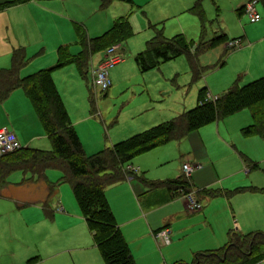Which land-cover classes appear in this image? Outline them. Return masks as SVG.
<instances>
[{"label":"rangeland","instance_id":"1","mask_svg":"<svg viewBox=\"0 0 264 264\" xmlns=\"http://www.w3.org/2000/svg\"><path fill=\"white\" fill-rule=\"evenodd\" d=\"M248 1L201 0L204 11V19L201 20L190 12L181 14V0L153 2L152 5L155 6L152 7V14L151 10L146 13L145 9L133 7L125 14V18L113 15L110 9H97L96 12L97 0H53L51 4L46 0H0V67L11 65L12 48L21 46L25 57L20 74L25 77L56 64L59 59L77 57L83 41L102 36L115 23L123 21L129 22L131 35L118 40L121 46H125L127 40L136 45L142 42L144 36L153 32L150 23L158 21H161L160 26L168 38L182 33L188 39L198 42L202 35L210 39L220 29L228 35V42L242 37L235 40H239L241 45L229 47L227 54L223 40H219L204 53L201 64L210 70L195 82H192L184 56L161 64L160 71L154 78L157 80L148 82L147 75L136 69L134 55L129 50L125 53L119 50L125 63L110 70V73L113 71L115 80L107 91H100L93 86L91 70L103 58L104 52L101 53V58L99 56L95 59L91 55L89 64L86 61L82 68L87 70L86 80L77 75L81 90L75 83V93L72 95L82 102L81 96L87 99V94H90L93 98L94 115L82 118L81 113L86 108L77 102L70 117H79L74 118L76 121L73 123H76L75 128L86 153H96L105 146H111L129 131H143L150 125L159 123L163 114H171L173 117L195 107L198 91L203 86H207L210 97H215L235 82L244 85L264 76V8L259 3L257 10L261 19L251 21L247 14L238 12ZM116 9V6L113 7L115 13ZM161 10L168 11L171 16L159 17ZM126 82L132 86L129 83L127 87L124 86ZM177 85L180 86L179 89ZM82 87L85 90L83 94ZM161 90L163 94H160ZM9 115L18 128V133L35 136L31 141L24 142L18 135L22 145L52 150L51 141L44 134L22 87L13 90L0 104V129ZM252 123L250 110L244 109L203 126L200 134L205 154L199 157L194 155L189 140L184 138L154 148L132 160L130 164L134 167L139 165L145 175L155 181L176 179L184 174L183 163H198L202 168L192 173L195 188L202 189L204 182L209 183V186L203 188H228L233 192L231 204L225 196H205L201 201L203 210L199 212L187 209L182 198L177 199L178 203L172 209L152 211L148 221L154 230L161 225L164 215L177 214L173 217V238L168 245L161 246L151 231L147 232L142 228L147 224L146 219L129 226L122 225L125 218L153 207L151 198L142 196L138 199L130 191L128 194L129 185H123L124 183L108 188V197L111 199L109 204L111 203L116 221L122 230L131 231L128 240L134 241L133 237H137V234L143 236L135 244L130 243L137 264L190 262L197 252L217 249L228 241V230L234 226L233 216L236 221L238 216L242 221V232H264V193L235 192L238 186L264 188V137L243 133V129ZM251 164H257V167L252 168ZM212 165L215 170L212 169L211 172L215 171V175H204L198 184L197 173L207 171ZM62 174L60 169L47 171L46 181L56 186L55 194L48 202L54 216L45 210L38 198L12 213L0 216L4 226L5 223L10 226L8 231L0 235V264H27L30 257L40 255L38 250L43 251L40 257L45 259L46 264H105L100 251L92 242L70 184L60 181ZM24 176L22 171H14L9 180L21 181ZM213 180L216 181L212 182ZM40 184L44 186L43 183ZM190 189L187 193H195L197 197L204 192L193 187ZM41 192L42 187L35 190L34 194L38 196ZM178 193L186 195L185 188H180ZM58 202L65 212L57 209ZM177 211L183 212L178 214ZM14 223H17L15 227ZM3 224L0 221V228ZM138 226L140 228L136 231ZM52 245L61 251L57 256H50L46 252ZM35 250L37 253H34ZM258 264H264V259Z\"/></svg>","mask_w":264,"mask_h":264},{"label":"trees","instance_id":"2","mask_svg":"<svg viewBox=\"0 0 264 264\" xmlns=\"http://www.w3.org/2000/svg\"><path fill=\"white\" fill-rule=\"evenodd\" d=\"M258 1L264 8V0ZM243 8V6L239 8L240 14ZM189 11L201 20L204 19L201 0H197ZM158 25L150 23L154 36L147 42L148 49L135 56L136 64L142 73L184 56L192 75V82H195L210 70L201 64L200 60L204 53L213 48L219 40H223L225 54L230 51L229 38L221 30L219 33L214 32L210 39L202 35L199 41L195 42L182 33L168 38L163 28H158ZM130 35L129 22L123 21L115 23L102 36L90 41L93 43L97 41L99 43L97 50L102 51ZM24 57L22 48L14 49L11 66L0 69V104L16 87L21 86L51 141L52 150L23 147L0 156V190L9 183L8 178L14 171L30 173L36 176V179L46 180L48 169H60L63 172L60 181L70 184L92 234L93 242L105 264H137L105 195L106 187L124 180L131 174L125 168L128 162L171 141H180L201 127L223 120L244 109L250 110L253 123L245 127L243 133L264 137V76H262L244 85L235 82L229 89L215 97H210L207 86H203L198 91L195 107L133 134L111 147L88 155L52 79L53 70L63 66L64 62L59 61L52 68L41 69L20 77ZM85 57L82 53L77 59L81 67L86 63ZM223 64L224 62L221 63ZM90 99L92 104L93 98ZM250 166L255 168L257 164ZM141 180L146 187H166L173 191L172 194L179 192L180 188H185V194H188V189L194 186L191 175L185 174L167 181L153 182L146 177ZM55 187V184L51 185L52 190ZM250 189L264 191V188ZM244 190L246 188L236 189L235 192ZM203 191L214 196L220 195L218 191ZM232 193L227 191L226 195ZM36 258H31L30 261ZM263 259L264 232L242 233L232 228L228 231V241L225 245L215 250L195 253L190 263L171 264H258Z\"/></svg>","mask_w":264,"mask_h":264},{"label":"crops","instance_id":"3","mask_svg":"<svg viewBox=\"0 0 264 264\" xmlns=\"http://www.w3.org/2000/svg\"><path fill=\"white\" fill-rule=\"evenodd\" d=\"M49 4L53 3V0H46ZM197 0H181V3L183 7L182 9V13L181 14H187L189 13V9L193 6V4L196 2ZM153 2H158V0H97V3H96V7H95V11L97 12V9H100V10H107L109 11V9L111 10V12H113V15L115 16H120L119 18H125V14H127V12L133 8V7H138L139 9H145L146 13H150L149 10H151V13L152 14V7H154L155 5H152ZM180 3V4H181ZM117 7L118 9H116V12H114L113 10V7ZM243 6V5H242ZM160 7V6H159ZM161 8V7H160ZM243 12V11H242ZM259 12V11H258ZM191 13V12H190ZM171 13H169L168 11H162L161 10V14L159 17L162 18V16H171L169 15ZM260 14V13H259ZM261 16V15H260ZM158 17V18H159ZM160 22L161 21H158L156 23H151V24H159L158 25V28H163L160 26ZM152 30V29H151ZM164 30V29H163ZM222 31V29H220ZM227 35V34H226ZM154 36V32H151L148 34V36H144L142 42L138 43L137 45L136 44H133L132 41L130 40H127L125 43V46H121V44L119 42H116L114 43V45H119V50H122L124 53L129 50L132 55H134V60H135V56L142 52V51H145L148 49V45H147V42ZM228 36V35H227ZM242 38V37H241ZM91 40V39H90ZM90 40L86 39L85 40V43L84 41L81 43V51L79 52L78 56L77 57H73V58H70L68 60H60L59 61H62L64 62V65L61 66V67H58L56 69L53 70L52 72V79L54 81V84L63 100V103L66 107V110L68 112V115L70 117V114L73 115V112L71 111L72 109L76 108V104L78 102L79 105L81 106H85L86 110L85 112L82 111V118L86 119V118H89V117H92L94 115L92 109V104H91V97H90V94L88 95L87 94V99L83 96L82 97V102L79 98H77L76 96H73L72 93H75L74 92V88L76 87L75 86V83L78 85V87H80V90H81V86H80V83L81 82H77V75L81 78H83L84 80H86V72L87 70H83L80 66V61L78 62V58L80 56V54H85V58H86V61L87 63L89 64V58L91 55H93V58H101V53L104 52L101 51V50H97L98 46H99V43L98 42H91ZM17 48H22L21 46H18V47H13L12 48V51H14V49H17ZM144 49V50H143ZM23 53L25 55V52L23 50ZM13 54V52H12ZM11 54V55H12ZM95 54V55H94ZM97 54V55H96ZM121 54V53H120ZM58 61V62H59ZM173 61V60H172ZM57 62V63H58ZM171 62V61H169ZM54 64V65H51L49 67H46V68H43V69H48V68H52L54 66L57 65ZM122 63H125V59L123 58L117 65H120ZM12 64V57H11V63ZM135 65H136V69L139 70L137 64H136V61H135ZM11 65L9 66H2L0 67V69L2 68H9ZM116 67V66H115ZM114 67V68H115ZM113 68V69H114ZM82 71V72H81ZM160 69L159 68H156L154 70H151V71H148V72H145L143 74L147 75L148 77V82H151V81H156L157 79H154L155 78V75L157 74V72H159ZM140 73H142L140 70H139ZM111 75V78H112V84H113V81L115 80L114 79V76H113V71L110 73ZM28 76V75H27ZM262 76V75H261ZM20 77H21V74H20ZM128 83L129 82H126L124 84V86H128ZM130 86H132L131 83H129ZM21 87V86H18V88ZM17 88V87H16ZM15 88V89H16ZM177 88L179 89L180 86L177 85ZM14 89V90H15ZM88 91V90H87ZM163 91L161 90L160 91V94H163L162 93ZM12 93V92H11ZM10 93V94H11ZM85 93V90H83V87H82V94ZM26 94V93H25ZM27 96V95H26ZM9 97V96H8ZM28 98V97H27ZM64 98L66 100H64ZM70 98V99H69ZM7 99V98H6ZM29 99V98H28ZM30 101V100H29ZM4 102V101H3ZM2 102V103H3ZM197 102V101H196ZM31 103V102H30ZM89 103V104H88ZM32 105V103H31ZM71 107H68L70 106ZM90 105V106H89ZM33 107V106H32ZM80 107V106H79ZM91 107V108H90ZM34 109V108H33ZM143 111L145 109H142ZM35 111V110H34ZM36 113V112H35ZM181 113V112H180ZM179 114V113H178ZM37 115V114H36ZM73 117V120H71V117H70V120L73 124L74 127H76V123H73L76 121V119L74 118H79V117ZM164 117H162L161 121H165L167 120L168 118L172 117L171 114H163ZM38 117V116H37ZM40 122V120H39ZM159 122V123H160ZM4 124V123H3ZM41 124V122H40ZM158 124V123H157ZM156 125V124H155ZM3 126V127H2ZM1 127L2 128H8L9 130L13 131L16 133V135L24 141V142H29L31 141L33 138H35V136H31V135H22L20 133H18V128L16 127L15 123L13 122V120L10 118V115H9V118L8 120L6 121V123L4 125H2ZM151 126H154V124L150 125L148 128H150ZM41 127H42V124H41ZM147 128V129H148ZM202 128V127H201ZM200 128V129H201ZM43 129V127H42ZM76 129V128H75ZM200 129H198L197 131H194L192 133H190L188 136H186L185 138H187L192 146V151L194 153L195 156L198 155L201 156V155H204L205 154V149H204V144H203V140H202V137H201V134H200ZM146 130V129H145ZM44 131V129H43ZM77 131V130H76ZM144 131V130H143ZM139 133V132H142V131H138V130H132V131H129L127 134H124L122 135V137H120L119 139H117L115 142H113L112 145H114L115 143L121 141V140H124L126 138H128L129 136L135 134V133ZM18 133V134H17ZM78 133V132H77ZM44 134L46 135L45 131H44ZM79 135V134H78ZM38 137H40L41 135H36ZM47 136V135H46ZM80 137V136H79ZM48 138V137H47ZM49 139V138H48ZM81 139V138H80ZM184 139V138H183ZM20 140V139H19ZM21 142V140H20ZM21 144H23L21 142ZM83 144V143H82ZM111 145V146H112ZM111 146H105L104 148L106 147H111ZM23 147H30L29 145H26ZM84 147V146H83ZM30 148H33V147H30ZM102 148V149H104ZM100 149V150H102ZM97 153V152H96ZM92 154H95V153H92ZM92 154H88V155H92ZM135 159V158H134ZM133 159V160H134ZM132 161L128 162L126 165H125V168H134V169H137L136 172H134L133 170L131 169H128L131 174L128 175L124 180L120 181V182H117L118 184L119 183H124L123 185H129L128 186V194H129V191L132 195H135V197H137L138 199H140L142 196H148V199L151 198V201L152 203L154 204L153 207L149 208L148 210H142L141 212L139 213H136L135 215L131 216V217H128V218H125L123 221H122V225H127L129 226L130 224L136 222V221H140V220H147V224L142 227L143 229H146L147 232H152L153 235L156 237V233L161 230L162 228H169L170 229V235H171V242H172V238H173V227H172V222H173V217L176 216L177 214H166L164 215V217L162 218V221H161V225L159 227H156L157 229L154 230L153 229V225L148 221L149 219V216L153 213L152 211H159V210H163V209H168V208H173L175 207V205L178 203L177 202V199L178 198H182L184 200V206L187 207L188 209V200L186 199L185 195H181L180 193H176V194H172L173 191H170L169 189H167L166 187H162V186H157V187H154V188H149V187H146L145 184L142 182L141 178L143 177H146L148 180H151L153 182H159V181H155V180H152L150 178H148L146 175H145V172H143V170L141 169V167L138 165L136 167H134L132 164H130ZM185 163H190L189 161L185 162ZM184 164V163H183ZM192 164V163H190ZM193 164H198V163H193ZM200 165V164H199ZM201 166V165H200ZM202 168V167H200ZM198 168V169H200ZM210 169V170H209ZM214 169L213 165L212 166H209L208 170L207 171H202V172H199V174L197 173L196 175V180L198 181V184H200V181L201 179L204 177V175H207L206 177H209L208 174H211V175H215V171L214 173L211 172V170ZM197 170V169H196ZM196 170H194L193 172H195ZM215 170V169H214ZM48 171V170H47ZM47 171H46V176H47ZM63 173V172H62ZM24 174V173H23ZM25 176L23 177V179L21 181H15V182H11L8 178V181L9 183L7 185H5L3 188H1L0 190V216H5L9 213H12L14 212L16 209H18L19 207H24L26 204H30V203H33L35 202V200L38 198V201H41L43 204H44V208L45 210H47V212L51 213L52 216H54V211L53 210H50V207H49V200L54 196L55 194V189H51V185L52 183H48L46 180H43V179H36V176H33L32 174L30 173H27V174H24ZM193 177L194 175L191 174V180H192V183H193V188L196 189V190H200V191H203V190H210L211 192H220L219 194L220 195H216V196H225L227 197V200L229 201V203L231 202V198H232V194L231 195H226L227 191H230L228 188L226 189H218V190H212L210 188H203V187H206V186H209V183H204V185H201L202 189H197L195 188V184L193 182ZM169 180H172V179H169ZM163 181H167V180H163ZM216 180H213L212 182H215ZM40 183H43L44 186H42ZM67 183V182H66ZM117 183H114L108 187H106L105 189V195H106V199L109 202H111V199L110 197H108V188L109 187H113L115 185H117ZM42 187V192L41 194H38V196H36L34 194V191L37 190V189H40ZM250 187H255L257 189H261V188H258L256 186H238L237 189H240V188H246V190L244 191H250L251 193H264V191H253L250 189ZM249 188V189H247ZM23 191V192H22ZM25 191V192H24ZM231 192V191H230ZM242 192V191H241ZM207 195H210L208 192H203L200 197H197L199 202L201 203L202 205V199H204L205 196ZM211 197H213L214 195H210ZM214 196V197H216ZM111 204V203H110ZM109 204V206H110ZM231 204V203H230ZM111 208V207H110ZM57 209L60 211V212H65V209L63 208V206L61 205L60 202H58L57 204ZM112 210V209H111ZM203 210V206L202 208L199 210L201 211ZM199 211H196V212H199ZM113 212V211H112ZM183 211H177V213H181ZM169 213V212H167ZM114 214V213H113ZM83 216V215H82ZM115 216V215H114ZM236 217L233 216V224L234 226L232 228L240 231H241V228L240 227H244V225L241 223L242 221L240 220L239 216H238V221H236L235 219ZM3 219V218H2ZM2 219H0L1 223L3 224V221ZM83 219L84 221L86 222L84 216H83ZM116 219V217H115ZM175 220V219H174ZM82 222V220H80ZM117 222V221H116ZM12 224V223H11ZM118 224V227L119 229L121 230V233L122 235L124 236L125 240L127 241L129 247H130V250H131V253L134 257V253L132 251V248H131V242H133V244H135L137 242V240L139 239H142L141 237L143 236H140L139 234L135 235L137 237H133V240L134 241H129L128 240V236L129 231L128 229H123L121 228L120 224L117 222ZM17 225V223H14L13 226L15 227ZM86 225H87V222H86ZM126 226V228H127ZM88 228V226H87ZM140 228V226L136 227L135 230L138 231ZM230 228V229H232ZM10 229V226L8 225V223H5V226L3 224L2 228H0V235L1 234H4L6 231H8ZM229 229V230H230ZM89 230V228H88ZM228 230V231H229ZM90 232V230H89ZM179 232V231H178ZM252 232V231H251ZM242 233H245V232H242ZM90 235L92 237V234L90 232ZM157 240L159 241V239L157 238ZM92 242H93V238H92ZM170 242V243H171ZM131 243V244H130ZM169 243V244H170ZM94 244V242H93ZM159 244L161 246H163L162 243H160L159 241ZM168 245V244H167ZM77 246V245H76ZM94 246L96 247V245L94 244ZM97 248V247H96ZM74 249V248H72ZM216 249V248H215ZM215 249H209V250H215ZM218 249V248H217ZM207 251V250H205ZM33 252V251H31ZM43 252V251H42ZM41 251L38 250V253L41 255L42 253ZM46 252H48L49 254H51L50 256H57L61 251H58L56 249V247H54V245L48 247L46 249ZM72 252V251H71ZM70 252V253H71ZM203 252V251H201ZM34 253H37V250L34 251ZM40 255H33L32 257H30L27 261V264H46V261L45 259H42L40 257ZM194 256V255H193ZM34 257H37L36 259H33L30 261L31 258H34ZM135 259V257H134ZM136 261V259H135ZM176 262H186V263H190V262H187V261H176ZM137 263V261H136ZM160 264V262L158 263ZM165 264V263H164ZM168 264V263H167ZM170 264V263H169Z\"/></svg>","mask_w":264,"mask_h":264},{"label":"built area","instance_id":"4","mask_svg":"<svg viewBox=\"0 0 264 264\" xmlns=\"http://www.w3.org/2000/svg\"><path fill=\"white\" fill-rule=\"evenodd\" d=\"M258 0H249L243 5V12L248 15L251 21H259L261 16L257 10ZM240 41L232 40L229 42L230 47L239 46ZM122 55L119 52V45H112L105 49L103 58L97 64L93 70H91L93 86L98 88L100 91H107L112 86V79L110 75V70L113 69L121 60ZM23 148L18 136L15 132L9 130L8 128L0 129V156L12 153L16 150ZM199 164L184 163L182 166L185 175L190 176L194 170L200 168ZM131 169L134 172L137 169ZM188 200V209L192 212L199 211L202 208L195 193H188L185 195ZM156 237L159 239L160 243L167 245L171 242V235L169 228H162L156 233Z\"/></svg>","mask_w":264,"mask_h":264}]
</instances>
